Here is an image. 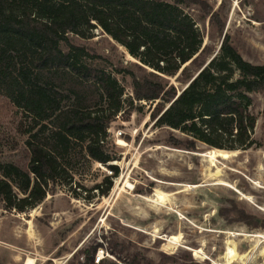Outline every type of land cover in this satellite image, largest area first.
I'll return each mask as SVG.
<instances>
[{"label":"rangeland","instance_id":"374dc122","mask_svg":"<svg viewBox=\"0 0 264 264\" xmlns=\"http://www.w3.org/2000/svg\"><path fill=\"white\" fill-rule=\"evenodd\" d=\"M181 7L208 49L199 72L226 34L246 61L264 65V0H187ZM69 39L99 56L88 63L111 73L125 89L123 99L133 102L108 130L115 158L108 165L119 175L102 196L95 187L104 188L112 171L83 161L73 166V183L53 186L36 208L19 213L0 203V264H225L229 245L238 254L232 264H264V91L252 94L256 144L212 164V148L188 150L182 133L155 127L158 101L134 100L128 71L137 78L145 72L124 47L100 28L91 38ZM177 77L166 79L180 88ZM25 123L0 95V162L27 169ZM173 137L181 145L173 146ZM158 193L165 195L162 204L155 202ZM173 235L180 236L176 244L169 242Z\"/></svg>","mask_w":264,"mask_h":264},{"label":"trees","instance_id":"16d2710c","mask_svg":"<svg viewBox=\"0 0 264 264\" xmlns=\"http://www.w3.org/2000/svg\"><path fill=\"white\" fill-rule=\"evenodd\" d=\"M186 1L0 0V95L24 115L30 155L27 169L0 162V203L7 210L36 208L53 186L73 183L79 162L112 171L104 188L95 187L102 196L119 175L108 165L115 160L108 130L133 102L123 99L125 89L111 73L88 63L100 57L69 35L88 39L100 28L124 47L145 72L137 78L128 71L134 100L158 101L155 127L182 133L186 149L239 151L256 144L250 108L252 94L264 91V65L246 61L226 34L199 72L209 53L197 22L181 7ZM177 75L180 88L166 79Z\"/></svg>","mask_w":264,"mask_h":264},{"label":"bare ground","instance_id":"6f19581e","mask_svg":"<svg viewBox=\"0 0 264 264\" xmlns=\"http://www.w3.org/2000/svg\"><path fill=\"white\" fill-rule=\"evenodd\" d=\"M129 55V54H128ZM130 56V55H129ZM131 57V56H130ZM132 58V57H131ZM133 59V58H132ZM119 145L124 146L127 143L122 140L119 139ZM238 153V151H226V150H220V149H211L210 151L207 152L208 158L210 159V161L212 162V164L219 158L221 159H229L231 156L236 155ZM206 155V156H207ZM158 199L157 202L158 204H162L164 203V201L166 200L165 195L162 193H158ZM154 198V197H153ZM152 198V199H153ZM260 236V235H259ZM261 237V236H260ZM169 239V242L172 244H176L179 242L180 240V236L179 235H173L171 236ZM235 249V248H234ZM233 248L227 247L226 250V263L225 264H232L237 258H238V254L236 253V251ZM237 261V260H236ZM214 263V262H213ZM224 263V262H223ZM27 264H33V261L28 259L27 260ZM217 264V262L215 263Z\"/></svg>","mask_w":264,"mask_h":264},{"label":"water","instance_id":"95a60500","mask_svg":"<svg viewBox=\"0 0 264 264\" xmlns=\"http://www.w3.org/2000/svg\"><path fill=\"white\" fill-rule=\"evenodd\" d=\"M127 53H128V52H127ZM128 54H129V53H128ZM129 55H130V54H129ZM208 63H209V62H208ZM208 63H207V64H208ZM187 86H188V85H187ZM187 86H185V88H186ZM185 88H184V89H185ZM180 93H181V91L179 90L178 95H179ZM168 107H169V105H168ZM168 107H167V108H168ZM173 131H174V130H173Z\"/></svg>","mask_w":264,"mask_h":264}]
</instances>
